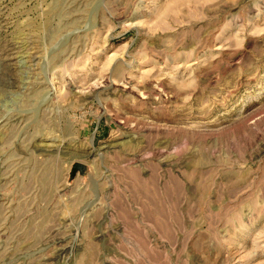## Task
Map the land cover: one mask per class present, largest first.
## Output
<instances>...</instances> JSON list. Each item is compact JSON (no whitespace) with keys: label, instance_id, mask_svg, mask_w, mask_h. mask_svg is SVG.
Masks as SVG:
<instances>
[{"label":"rangeland","instance_id":"rangeland-1","mask_svg":"<svg viewBox=\"0 0 264 264\" xmlns=\"http://www.w3.org/2000/svg\"><path fill=\"white\" fill-rule=\"evenodd\" d=\"M0 264H264V0H0Z\"/></svg>","mask_w":264,"mask_h":264},{"label":"water","instance_id":"water-1","mask_svg":"<svg viewBox=\"0 0 264 264\" xmlns=\"http://www.w3.org/2000/svg\"><path fill=\"white\" fill-rule=\"evenodd\" d=\"M88 169L85 165L75 163L72 166L71 173H70V178H72L76 172H78L80 175L84 176L87 173Z\"/></svg>","mask_w":264,"mask_h":264},{"label":"bare ground","instance_id":"bare-ground-1","mask_svg":"<svg viewBox=\"0 0 264 264\" xmlns=\"http://www.w3.org/2000/svg\"><path fill=\"white\" fill-rule=\"evenodd\" d=\"M4 58H6V57H4Z\"/></svg>","mask_w":264,"mask_h":264}]
</instances>
